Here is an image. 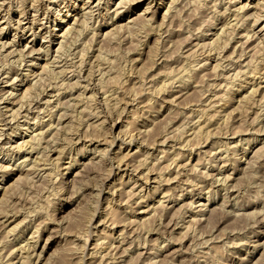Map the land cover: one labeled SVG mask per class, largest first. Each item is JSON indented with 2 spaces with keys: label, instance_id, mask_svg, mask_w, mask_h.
Returning a JSON list of instances; mask_svg holds the SVG:
<instances>
[{
  "label": "rangeland",
  "instance_id": "374dc122",
  "mask_svg": "<svg viewBox=\"0 0 264 264\" xmlns=\"http://www.w3.org/2000/svg\"><path fill=\"white\" fill-rule=\"evenodd\" d=\"M117 1L0 0V264H264V0Z\"/></svg>",
  "mask_w": 264,
  "mask_h": 264
},
{
  "label": "bare ground",
  "instance_id": "6f19581e",
  "mask_svg": "<svg viewBox=\"0 0 264 264\" xmlns=\"http://www.w3.org/2000/svg\"><path fill=\"white\" fill-rule=\"evenodd\" d=\"M94 1H96V0H82V5H81V10H83V13H81L82 15H83V17L82 18H84V19H82V22H81V24H78L77 26H78V29L76 28L75 29V27L73 26V25H75L74 24V22L72 23V25H67L64 29L62 28V27H60V24L62 23V22H64L65 21V18L69 15V11L64 15L63 13H59L58 12V21L57 22H55V26H54V28H53V31L56 33V34H54V36H57L58 38L57 39H54L55 41L57 40V43H56V45H57V47H56V49H55V51L56 52H58V51H60L61 49H62V47L65 45V44H63V42H64V39H66V37H67V35H68V33L70 34V32L72 31H74V32H78L79 30H81L82 31V29H80V27H82V25H83V23L84 22H86V17L87 16H91V15H93V11H95V10H99V13H101L100 12V8L98 7L97 8V6H98V3L96 2V4L94 5L93 4V2ZM171 1H173V0H171ZM175 1V0H174ZM130 2H132V0H118L116 3H115V7H123L124 9H125V6L127 5V4H129ZM193 2V1H192ZM197 2H198V0H197ZM32 3V2H31ZM95 3V2H94ZM107 3H109V1L108 2H106V4ZM100 4V3H99ZM198 4H199V2H198ZM259 4V3H258ZM85 5H86V7H85ZM171 4H169V6H170ZM195 5V4H194ZM247 7V5L246 4H244L241 8H246ZM71 8V7H70ZM84 8H87V10H84ZM129 8V7H128ZM168 10V9H167ZM108 11V9H106V12ZM118 12V11H117ZM117 12H115L116 14H117ZM127 13H128V11H127ZM81 15V16H82ZM89 18V17H88ZM99 19V18H98ZM97 21V20H96ZM131 22H133V19H131L130 20ZM129 21V22H130ZM255 21H257V20H255ZM128 22V23H129ZM18 23H20V22H18ZM78 23V22H77ZM68 24V23H67ZM129 24H131V23H129ZM123 25V24H122ZM128 25V24H127ZM121 26V25H120ZM124 26H125V24H124ZM129 26V25H128ZM128 26H126V29H128L127 27ZM116 27V26H115ZM119 26L117 25V27L116 28H118ZM135 27V26H134ZM121 28V27H120ZM119 28V29H120ZM130 28V27H129ZM151 28V27H150ZM63 29V30H62ZM125 29V30H126ZM131 29V28H130ZM144 29V28H143ZM1 28H0V32H1ZM110 30V29H109ZM122 30V29H121ZM84 31V30H83ZM109 32L110 31H106L105 33H102L101 35H103V36H107L108 34H109ZM129 33V32H128ZM77 34V33H76ZM124 34V33H123ZM218 35V34H217ZM216 35V36H217ZM146 36V35H145ZM111 37V36H110ZM129 37V36H128ZM220 37V36H219ZM180 38V37H179ZM218 38V37H217ZM118 39V38H117ZM119 39H120V37H119ZM222 39H223V37H222ZM69 41V40H68ZM159 41V40H158ZM219 41V40H218ZM116 42V41H115ZM5 43V42H4ZM97 43V42H96ZM227 45V44H226ZM87 46V45H86ZM159 46V45H158ZM210 46V45H209ZM221 46V45H220ZM91 49V48H90ZM136 49V48H135ZM212 49V48H211ZM261 49V48H260ZM41 52H44V53H46V55L49 53V50H50V46L49 47H47V48H45L44 50L43 49H39ZM38 50V51H39ZM100 50V49H99ZM130 50V49H129ZM32 51V50H31ZM36 51V50H35ZM40 51H39V53H40ZM118 51V50H117ZM134 51H137V50H134ZM138 51H140V50H138ZM215 51H217V50H215ZM75 52V51H74ZM156 52H157V50H156ZM17 53V52H16ZM140 53V52H139ZM101 54V53H100ZM120 57V56H119ZM218 57V56H217ZM103 58H105V57H103ZM102 58V59H103ZM137 58H139V57H137ZM136 58V59H137ZM153 58V57H152ZM208 58V57H207ZM124 59V58H123ZM135 59V58H134ZM215 61V60H214ZM79 62V61H78ZM33 63H35V62H33ZM50 63V62H49ZM114 63V62H113ZM47 63H45V65H46ZM257 64V63H256ZM47 66V65H46ZM46 66H43L42 68H41V70L43 71V70H45L47 67ZM49 67V66H48ZM110 67V66H109ZM257 68V67H256ZM49 69V68H48ZM110 69H112V68H110ZM114 69V68H113ZM112 69V70H113ZM254 70V69H253ZM105 72V71H104ZM254 72V71H253ZM41 73V72H40ZM46 73V72H45ZM256 73V72H255ZM52 74H53V72H52ZM57 74V73H56ZM113 74V73H112ZM123 74V73H122ZM190 74V73H189ZM256 75V74H255ZM44 78V77H43ZM115 78V77H114ZM124 78V77H123ZM44 80V79H43ZM75 80V79H74ZM101 81V80H100ZM233 81V80H232ZM92 82V81H91ZM76 84V83H75ZM112 84V83H111ZM31 85H33V84H31ZM30 85V86H31ZM71 85V84H70ZM118 85V84H117ZM101 86V85H100ZM104 86V85H103ZM135 86V85H134ZM36 87V86H35ZM120 87V86H119ZM104 88V87H103ZM29 89V88H28ZM28 89H26L25 91H27ZM30 90V89H29ZM112 90V89H111ZM120 91H121V89H120ZM116 92H117V90H116ZM230 92V91H229ZM118 94V93H117ZM121 94V93H120ZM122 94H123V92H122ZM27 94H25L24 96L22 95V97H25ZM253 96V95H252ZM21 97V98H22ZM96 97V96H95ZM119 97V96H118ZM29 98V97H28ZM77 98V97H76ZM91 98V97H90ZM105 98V97H104ZM113 99H114V97H113ZM47 101V100H46ZM88 101V100H87ZM89 102V101H88ZM117 102V101H116ZM23 103V102H22ZM87 106V105H86ZM21 108V107H20ZM109 110V109H108ZM19 111V110H18ZM17 111V112H18ZM83 111V110H82ZM39 114V113H38ZM72 116V115H71ZM42 120V119H41ZM37 122H38V120H37ZM78 123V122H77ZM37 123H35L34 122V125H36ZM49 128V127H48ZM26 129V128H25ZM200 129V128H199ZM14 131V130H13ZM206 131V130H205ZM24 132V131H23ZM52 135H50V137H51ZM36 138V137H35ZM30 140V139H29ZM28 140V141H29ZM35 140V139H34ZM38 140V139H37ZM28 141L27 140H23V142H22V144H25V143H28ZM41 141V140H40ZM89 141V140H88ZM30 142H32V140L30 141ZM19 143V142H18ZM22 144H18V148H21V145ZM233 145V144H232ZM17 146V145H16ZM35 146V145H34ZM36 147V146H35ZM30 148V147H29ZM33 149V148H32ZM19 150H21V149H19ZM233 156V155H232ZM23 158V157H22ZM57 160H59V159H57ZM42 161V160H41ZM187 165V164H186ZM7 167V166H6ZM165 195V194H164ZM166 196H168V195H166ZM1 199V198H0ZM1 201H2V199H1ZM3 206V205H2ZM0 211H1V208H0ZM192 219H194V218H192ZM123 228V227H122ZM137 232V231H136ZM155 247V246H154ZM160 247V246H159ZM158 247V248H159ZM196 247V246H195ZM157 248V247H156ZM155 248V249H156ZM218 254V253H217ZM123 264V263H122ZM126 264V263H125ZM155 264V263H154Z\"/></svg>",
  "mask_w": 264,
  "mask_h": 264
}]
</instances>
